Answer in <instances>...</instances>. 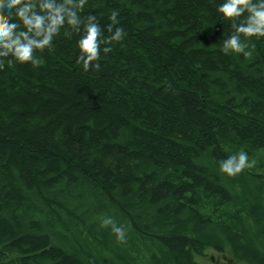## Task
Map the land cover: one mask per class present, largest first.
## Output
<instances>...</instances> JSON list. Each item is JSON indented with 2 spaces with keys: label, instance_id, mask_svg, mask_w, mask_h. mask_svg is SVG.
Instances as JSON below:
<instances>
[{
  "label": "trees",
  "instance_id": "obj_1",
  "mask_svg": "<svg viewBox=\"0 0 264 264\" xmlns=\"http://www.w3.org/2000/svg\"><path fill=\"white\" fill-rule=\"evenodd\" d=\"M220 2L88 0L124 29L99 70L78 35L0 70V264H264V38L223 53ZM241 149L255 163L228 177Z\"/></svg>",
  "mask_w": 264,
  "mask_h": 264
},
{
  "label": "clouds",
  "instance_id": "obj_2",
  "mask_svg": "<svg viewBox=\"0 0 264 264\" xmlns=\"http://www.w3.org/2000/svg\"><path fill=\"white\" fill-rule=\"evenodd\" d=\"M88 0H0V70L6 65L44 63L42 53L53 47L60 35L71 39L78 35L76 63L85 71L101 68L102 54L109 53L114 41L124 36L122 27H115L105 36L93 15L82 17ZM221 19L233 28L220 43L225 54L251 57V38H264V0H221L217 5ZM109 28L119 25L118 11L111 9ZM255 163L245 150L228 155L219 163L220 171L234 177ZM102 225L110 226L118 243L127 241V228L114 217L107 216Z\"/></svg>",
  "mask_w": 264,
  "mask_h": 264
},
{
  "label": "rangeland",
  "instance_id": "obj_3",
  "mask_svg": "<svg viewBox=\"0 0 264 264\" xmlns=\"http://www.w3.org/2000/svg\"><path fill=\"white\" fill-rule=\"evenodd\" d=\"M198 261L201 264H240L229 256L228 253H218L215 251H206Z\"/></svg>",
  "mask_w": 264,
  "mask_h": 264
}]
</instances>
